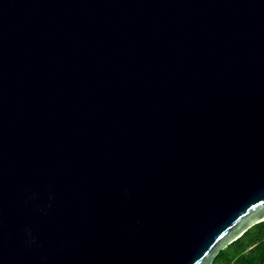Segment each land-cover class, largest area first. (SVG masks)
Wrapping results in <instances>:
<instances>
[{"label": "water", "instance_id": "water-1", "mask_svg": "<svg viewBox=\"0 0 264 264\" xmlns=\"http://www.w3.org/2000/svg\"><path fill=\"white\" fill-rule=\"evenodd\" d=\"M264 221V0H0V264H213Z\"/></svg>", "mask_w": 264, "mask_h": 264}, {"label": "trees", "instance_id": "trees-1", "mask_svg": "<svg viewBox=\"0 0 264 264\" xmlns=\"http://www.w3.org/2000/svg\"><path fill=\"white\" fill-rule=\"evenodd\" d=\"M213 264H264V221L252 225L225 247Z\"/></svg>", "mask_w": 264, "mask_h": 264}]
</instances>
